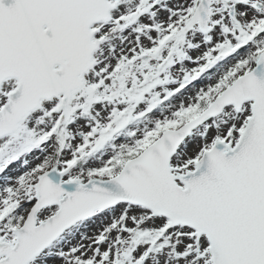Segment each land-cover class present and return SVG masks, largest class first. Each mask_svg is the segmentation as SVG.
I'll return each mask as SVG.
<instances>
[{
  "label": "snow or ice",
  "instance_id": "1",
  "mask_svg": "<svg viewBox=\"0 0 264 264\" xmlns=\"http://www.w3.org/2000/svg\"><path fill=\"white\" fill-rule=\"evenodd\" d=\"M0 264H264V0H0Z\"/></svg>",
  "mask_w": 264,
  "mask_h": 264
}]
</instances>
